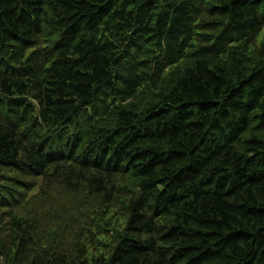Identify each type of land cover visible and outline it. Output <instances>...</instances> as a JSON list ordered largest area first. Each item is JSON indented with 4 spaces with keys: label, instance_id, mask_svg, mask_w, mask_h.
Returning <instances> with one entry per match:
<instances>
[{
    "label": "trees",
    "instance_id": "obj_1",
    "mask_svg": "<svg viewBox=\"0 0 264 264\" xmlns=\"http://www.w3.org/2000/svg\"><path fill=\"white\" fill-rule=\"evenodd\" d=\"M263 29L264 0H0V264H264Z\"/></svg>",
    "mask_w": 264,
    "mask_h": 264
},
{
    "label": "rangeland",
    "instance_id": "obj_2",
    "mask_svg": "<svg viewBox=\"0 0 264 264\" xmlns=\"http://www.w3.org/2000/svg\"><path fill=\"white\" fill-rule=\"evenodd\" d=\"M263 35H264V29H263L262 33L259 35V37L257 38L256 42H259L261 40V37H264ZM36 189H37V187H32V188L27 190L26 194L31 195L36 191Z\"/></svg>",
    "mask_w": 264,
    "mask_h": 264
}]
</instances>
